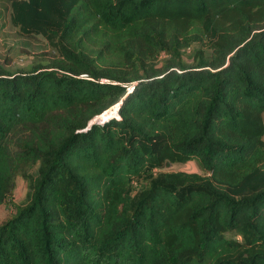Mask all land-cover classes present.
I'll use <instances>...</instances> for the list:
<instances>
[{"label":"trees","instance_id":"1","mask_svg":"<svg viewBox=\"0 0 264 264\" xmlns=\"http://www.w3.org/2000/svg\"><path fill=\"white\" fill-rule=\"evenodd\" d=\"M2 1L0 264H264V0Z\"/></svg>","mask_w":264,"mask_h":264},{"label":"rangeland","instance_id":"2","mask_svg":"<svg viewBox=\"0 0 264 264\" xmlns=\"http://www.w3.org/2000/svg\"><path fill=\"white\" fill-rule=\"evenodd\" d=\"M198 46L192 47L185 52V58L190 59L191 51ZM208 54V51H206ZM51 52L45 40L41 37L25 38L20 36L9 22V3L0 0V67L7 70L24 69L32 63L47 60ZM93 120L91 123H95ZM100 123L99 121H97ZM165 171H183L187 173H202L195 161L184 165H171ZM25 198V185L21 179H17L13 190L12 201L20 204ZM12 213L10 205L0 207V222Z\"/></svg>","mask_w":264,"mask_h":264},{"label":"water","instance_id":"3","mask_svg":"<svg viewBox=\"0 0 264 264\" xmlns=\"http://www.w3.org/2000/svg\"><path fill=\"white\" fill-rule=\"evenodd\" d=\"M116 108H117V107H116ZM116 108H114L113 111H112V112H114V115H115V110H116ZM106 112H108V111H106ZM106 112H105V113H106ZM103 114H104V113H103ZM113 117H114V116H113ZM113 117L108 118L106 121H108L109 119H111V118H113ZM94 120H96V118H95ZM94 122H95V123H90L89 126L92 125V124H102V123H104V122H102V123H101V122L98 123L97 121H94Z\"/></svg>","mask_w":264,"mask_h":264},{"label":"bare ground","instance_id":"4","mask_svg":"<svg viewBox=\"0 0 264 264\" xmlns=\"http://www.w3.org/2000/svg\"><path fill=\"white\" fill-rule=\"evenodd\" d=\"M106 115H107V112L102 114V115H100L99 117H97L96 120L101 122V121H103L105 119Z\"/></svg>","mask_w":264,"mask_h":264},{"label":"built area","instance_id":"5","mask_svg":"<svg viewBox=\"0 0 264 264\" xmlns=\"http://www.w3.org/2000/svg\"><path fill=\"white\" fill-rule=\"evenodd\" d=\"M132 89H133V88H129L128 90H129V91H132Z\"/></svg>","mask_w":264,"mask_h":264}]
</instances>
